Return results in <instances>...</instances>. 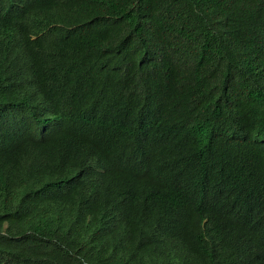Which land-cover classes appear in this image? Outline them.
Returning a JSON list of instances; mask_svg holds the SVG:
<instances>
[{
    "label": "trees",
    "instance_id": "1",
    "mask_svg": "<svg viewBox=\"0 0 264 264\" xmlns=\"http://www.w3.org/2000/svg\"><path fill=\"white\" fill-rule=\"evenodd\" d=\"M23 2L0 0V264H259L264 232L234 210L216 245L194 202L215 182L264 215V0H59L65 32L31 46L34 24L4 49ZM174 101L179 132L154 158L186 171L181 197L142 220L93 163ZM64 121L77 141L52 137Z\"/></svg>",
    "mask_w": 264,
    "mask_h": 264
},
{
    "label": "clouds",
    "instance_id": "2",
    "mask_svg": "<svg viewBox=\"0 0 264 264\" xmlns=\"http://www.w3.org/2000/svg\"><path fill=\"white\" fill-rule=\"evenodd\" d=\"M23 1L16 20L9 24L10 30L3 43L4 49L16 47L19 31L34 24L41 25L43 31L37 35H30L27 44H32L31 46H36L34 44L39 38L49 35L51 29L53 33L58 30L64 31V5L59 0ZM69 29V27L66 28V30ZM19 53L17 59L23 66L21 67L14 60L13 67L18 68L22 74L26 71L33 73L31 61L21 60L20 55L22 53ZM175 109L174 101L155 115H145L146 118L138 126L133 143L125 149L121 160L111 163L109 157L102 152L101 158L93 163L95 171L104 179L107 180L108 178L110 188L119 190L117 194L126 214L137 215L143 220L146 214L156 212L181 197L176 190L180 188L179 179L186 171L182 168L176 173L166 171L170 176L167 177L161 171L162 159L155 160L154 158L156 154L166 149L165 139L174 137L179 132ZM101 112L103 117L100 116V118H104L103 110ZM118 120V116L113 115L110 120L103 122L108 126H115ZM62 123L61 131L53 134L52 137L68 142L77 141L80 137L77 126L67 121ZM236 203L237 206L234 207L229 201L222 198L220 190L215 187V182L207 192L196 198L194 202L202 228L218 231L216 245L224 243L221 231L234 210L240 215L249 238L264 232V215L262 212L253 205L247 206L242 198L236 199ZM173 224L187 226L181 222ZM228 239L236 245L246 243V238L237 233L232 234ZM262 254H264V250L255 254V261L259 264H264V255Z\"/></svg>",
    "mask_w": 264,
    "mask_h": 264
}]
</instances>
